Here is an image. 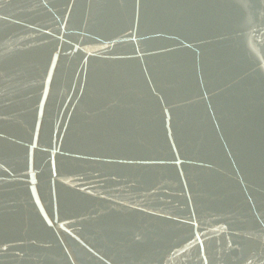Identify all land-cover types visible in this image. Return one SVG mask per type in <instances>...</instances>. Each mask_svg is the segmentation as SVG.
<instances>
[{
    "label": "water",
    "instance_id": "obj_1",
    "mask_svg": "<svg viewBox=\"0 0 264 264\" xmlns=\"http://www.w3.org/2000/svg\"><path fill=\"white\" fill-rule=\"evenodd\" d=\"M0 264H264V0H0Z\"/></svg>",
    "mask_w": 264,
    "mask_h": 264
}]
</instances>
